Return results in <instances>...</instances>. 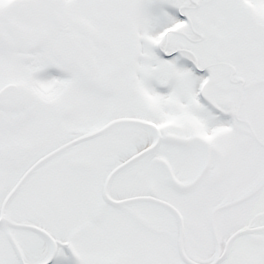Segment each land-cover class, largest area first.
Returning <instances> with one entry per match:
<instances>
[{"label":"snow or ice","instance_id":"1","mask_svg":"<svg viewBox=\"0 0 264 264\" xmlns=\"http://www.w3.org/2000/svg\"><path fill=\"white\" fill-rule=\"evenodd\" d=\"M0 264H264V0H0Z\"/></svg>","mask_w":264,"mask_h":264}]
</instances>
